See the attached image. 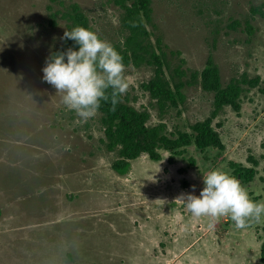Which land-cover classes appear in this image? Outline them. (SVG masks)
<instances>
[{"label":"rangeland","instance_id":"rangeland-1","mask_svg":"<svg viewBox=\"0 0 264 264\" xmlns=\"http://www.w3.org/2000/svg\"><path fill=\"white\" fill-rule=\"evenodd\" d=\"M72 1L103 39L123 45L129 32L113 0ZM263 6L152 0L150 30L169 66L182 58L186 70L202 71L213 61L224 86L244 76L260 84L244 86L240 111L226 106L215 115L214 95L184 78V101L161 108L147 89L155 67L125 66L123 97L148 114L149 125L192 133V125L210 120L225 150H162L159 161L142 154L120 174L103 115L79 117L42 79L47 58L65 42L64 9L53 0H0V264H263L264 217L238 229L225 215L210 226L179 199L199 195L208 171L234 175L238 164L256 171L243 185L264 201V15L253 11Z\"/></svg>","mask_w":264,"mask_h":264},{"label":"trees","instance_id":"trees-1","mask_svg":"<svg viewBox=\"0 0 264 264\" xmlns=\"http://www.w3.org/2000/svg\"><path fill=\"white\" fill-rule=\"evenodd\" d=\"M123 10L122 23L129 32L122 46L115 47L122 55L124 65L149 64L155 67V75L149 82L147 89L161 108L179 107L184 101L182 90L186 86L184 78L190 83H197L208 93L214 95L215 115L226 106L240 111L241 96L245 85L256 87L260 84V78H248L244 76L240 80H233L224 86L218 65L210 61L202 71H189L183 67L185 61L180 58V64L173 68L166 63V53L162 48L160 38L154 43L152 0H113ZM64 10L63 18L67 22V30L80 25L92 27L90 18L82 7L72 0H53ZM254 13L264 15V6L255 8ZM246 29L253 33L254 27L247 23ZM69 47H78L72 40H65L58 51L67 50ZM175 55L180 57V53ZM170 71L168 77L166 71ZM189 84V82L187 81ZM103 115V127L107 138V147L117 150L119 159L114 164V169L120 174H126L131 168V161L142 154H147L154 161L161 159V151L183 155L191 146H196L201 152L208 149L225 150L220 135L212 127L211 121H200L191 126V131H176L167 133L165 125L151 126L148 124L149 116L145 112L138 111L128 104L123 94L113 110L110 102L101 103L97 110ZM233 174L242 184L250 183L256 176L253 168L234 164ZM261 262L264 264V242L261 248Z\"/></svg>","mask_w":264,"mask_h":264},{"label":"clouds","instance_id":"clouds-1","mask_svg":"<svg viewBox=\"0 0 264 264\" xmlns=\"http://www.w3.org/2000/svg\"><path fill=\"white\" fill-rule=\"evenodd\" d=\"M60 39L72 40L78 47L53 52L42 69V79L63 93V104L81 118L93 116L102 101L110 102L115 110L128 87L121 53L91 27L77 25L66 30ZM203 185L199 195L189 192L179 199L193 216L209 217L210 226L225 215L238 229L264 217V201L253 200L228 170L208 171L203 174Z\"/></svg>","mask_w":264,"mask_h":264}]
</instances>
